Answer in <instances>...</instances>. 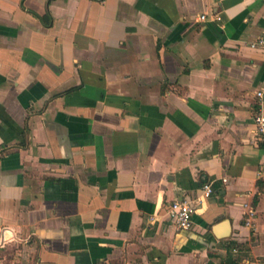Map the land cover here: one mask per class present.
<instances>
[{
  "label": "crops",
  "instance_id": "crops-1",
  "mask_svg": "<svg viewBox=\"0 0 264 264\" xmlns=\"http://www.w3.org/2000/svg\"><path fill=\"white\" fill-rule=\"evenodd\" d=\"M261 38L264 0H0V264H264Z\"/></svg>",
  "mask_w": 264,
  "mask_h": 264
},
{
  "label": "built area",
  "instance_id": "built-area-1",
  "mask_svg": "<svg viewBox=\"0 0 264 264\" xmlns=\"http://www.w3.org/2000/svg\"><path fill=\"white\" fill-rule=\"evenodd\" d=\"M206 15H202V19H205ZM216 18H219L217 16ZM252 48H264V38H261L255 42L250 43ZM256 94L262 99V105H264V91L257 90ZM255 134L257 139L264 144V113L259 112L255 116ZM1 154V149H0ZM204 196L209 197L213 193V187L211 183L204 185ZM200 200V199H198ZM196 213V201L192 199H181L174 201L170 206V216L175 222V225L179 231H186L191 229L194 222V215Z\"/></svg>",
  "mask_w": 264,
  "mask_h": 264
},
{
  "label": "trees",
  "instance_id": "trees-1",
  "mask_svg": "<svg viewBox=\"0 0 264 264\" xmlns=\"http://www.w3.org/2000/svg\"><path fill=\"white\" fill-rule=\"evenodd\" d=\"M235 244L240 247V244H237V243H235ZM232 246H233L232 244H227V249H228V252H230V253L225 258V261H227L229 264H239L238 263V260L237 259H234L233 256L231 255Z\"/></svg>",
  "mask_w": 264,
  "mask_h": 264
}]
</instances>
